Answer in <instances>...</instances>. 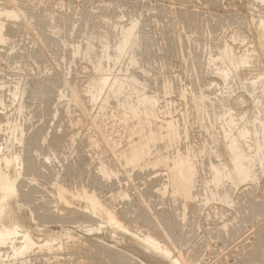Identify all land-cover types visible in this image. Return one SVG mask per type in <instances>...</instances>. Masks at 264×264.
Masks as SVG:
<instances>
[{"label":"rangeland","instance_id":"rangeland-1","mask_svg":"<svg viewBox=\"0 0 264 264\" xmlns=\"http://www.w3.org/2000/svg\"><path fill=\"white\" fill-rule=\"evenodd\" d=\"M0 4V264H264V0Z\"/></svg>","mask_w":264,"mask_h":264},{"label":"bare ground","instance_id":"bare-ground-1","mask_svg":"<svg viewBox=\"0 0 264 264\" xmlns=\"http://www.w3.org/2000/svg\"><path fill=\"white\" fill-rule=\"evenodd\" d=\"M0 5H1V4H0ZM14 6H15V5H14ZM7 10H8V9H7ZM8 11H10V10H8ZM14 11H15V10H14ZM14 11H11V12H13V14H14ZM1 12L3 13V11H1ZM1 12H0V13H1ZM4 12H5V11H4ZM2 13H1L0 15H3V14H4V13H3V14H2ZM7 13H8V12H7ZM13 14H11V15L13 16ZM16 14H17V13H16ZM8 15H10V14H8ZM11 15H10V16H11ZM85 15H86V14H85ZM6 16H7V15H6ZM6 16H5V17H6ZM20 16H21V15H20ZM1 17H2V16H0V18H1ZM3 17H4V16H3ZM15 17H16V15H15ZM15 17H14V18H15ZM7 18H8V17H7ZM10 18H12V17H10ZM41 18H42V17H41ZM50 18H51V17H50ZM61 19H62V18H61ZM0 20H1V19H0ZM47 20H48V19H47ZM49 21H50V20H49ZM56 21H57V20H56ZM81 21H82V20H81ZM1 23H2V22H1ZM48 24H49V23H48ZM60 24H62V23H60ZM65 24H66V23H65ZM80 25H81V24H80ZM2 26H3V25H2ZM2 26L0 25V32H1V33H2V31H3V30H2ZM49 28H50V27H49ZM131 28H132V27H131ZM34 29H35V28H34ZM133 29H134V28H133ZM133 29H130V31L133 30ZM1 30H2V31H1ZM6 30H7V29H6ZM48 30H50V29H48ZM121 30H124V29H121ZM124 31H125V30H124ZM128 31H129V30H128ZM30 32H31V31H30ZM119 32H121V31H119ZM131 32H132V31H131ZM44 33H45V32H44ZM44 33H43V34H44ZM123 33H124V32H123ZM129 33H130V32H129ZM129 33H127V36H126V35H125V36L128 37ZM175 33H176V32H175ZM30 34H31V33H30ZM45 34H47V33H45ZM45 34H44V35H45ZM115 34H116V33H115ZM131 34H132V33H131ZM131 34H130V35H131ZM140 34H141V33H140ZM144 34H145V33H144ZM0 35H1V34H0ZM54 35H55V34H54ZM17 36H18V35H17ZM48 36H49V35H48ZM113 36H114V35H113ZM123 36H124V35H123ZM125 36H124V37H125ZM33 37H34V36H33ZM115 37H116V35H115ZM126 37H125V38H126ZM129 37H131V36H129ZM1 38H2V37H1ZM48 38H49V37H48ZM121 38H122V37H121ZM125 38H122V40L125 39ZM42 39H43V38H42ZM2 40H3V39H2ZM106 40H107V39H106ZM128 40H130V38H129ZM128 40H127V38L125 39L124 42H121V41L119 40L121 43H123V44L125 45V47L122 46V47H124V49L126 48V45H127V43H128ZM138 40H139V39H138ZM88 41H89V40H88ZM111 41H112V40H111ZM28 42H29V41H28ZM33 42H34V41H33ZM86 42H87V41H86ZM107 42H108V40H107ZM117 43H118V42H117ZM48 44H49V43H48ZM90 44H91V43H90ZM106 44H107V43H106ZM123 44H122V45H123ZM149 44H150V43H149ZM139 45H140V44H139ZM14 46H15V45H14ZM90 46H91V45H90ZM118 46H119V47L121 46L120 43H119ZM1 47H2V46H1ZM58 48H59V47H58ZM88 48H89V46H88ZM115 48H116V47H115ZM115 48H114V50H115ZM130 48H131V47H130ZM139 48H140V47H139ZM6 50H7V49H6ZM120 50H121V49H120ZM135 50H136V49H135ZM104 51H105V50H104ZM116 51H117V50H116ZM133 51H134V50H133ZM146 51H147V50H146ZM204 51H205V50H204ZM47 52H48V51H47ZM118 52H120V51H118ZM212 52H213V51H212ZM117 54H118V53H117ZM6 55H7V54H6ZM136 55H137V54H136ZM7 56H8V55H7ZM46 59H47V58H46ZM59 59H60V58H59ZM117 59H118V58H117ZM5 60H6V59H5ZM136 60H137V59H136ZM61 63H62V62H61ZM118 66H119V65H118ZM99 67H100V66H99ZM101 68H102V67H101ZM38 69H39V68H38ZM43 69H44V68H43ZM11 75H12V74H11ZM55 75H56V74H55ZM55 77H56V76H55ZM97 78H98V77H97ZM99 80H102V79H99ZM229 80H230V79H229ZM28 81H30V80H28ZM102 81H103V80H102ZM100 83H101V82H100ZM34 84H35V83H34ZM102 84H103V83H102ZM58 85H59V84H58ZM34 86H35V85H34ZM11 87H12V86H11ZM39 87H40V86H39ZM42 88H43V86H42ZM44 88H45V87H44ZM50 88H51V87H50ZM66 88H67V87H66ZM40 89H41V88H40ZM165 89H166V88H165ZM4 90H5V89H4ZM33 90H35V89H33ZM37 90H38V89H37ZM37 90H36V91H37ZM249 91H250V90H249ZM52 92H53V89H52ZM31 93H32V92H31ZM31 93H30V94H31ZM48 93H49V92H48ZM38 94H41V93L38 92ZM43 94H44V93H43ZM31 95H32V94H31ZM49 95H50V94H49ZM35 96H36V95H35ZM42 96H43V95H42ZM38 97H39V96H38ZM47 97H48V96H47ZM54 99H55V98H54ZM49 100H51V99H49ZM140 100H141V98H140ZM142 100H143V99H142ZM44 101H45V100H44ZM47 101H48V100H47ZM143 102H144V101H143ZM143 102H142V103H143ZM148 103H149V102H148ZM15 104H16V103H15ZM46 104H47V103H46ZM145 104H146V103H145ZM47 105H48V104H47ZM49 105H50V104H49ZM142 105H144V104H142ZM142 105H141V106H142ZM139 107H140V106H139ZM143 107H144V106H143ZM144 108H145V107H144ZM46 109H47V108H46ZM138 109H139V108H138ZM145 110H146V109H145ZM53 111H54V110H53ZM80 111H81V110H80ZM137 112H138V111H137ZM137 112H136V113H137ZM136 113H135L134 115H136ZM46 114H47V113H46ZM82 115H83V114H82ZM138 115H139V114H137L136 116H138ZM140 115H141V113H140ZM140 115H139V116H140ZM142 116H143V115H142ZM127 117H128V116H127ZM127 117H126V118H127ZM130 117H131V116H130ZM134 117H135V116H134ZM123 118H124V117H123ZM129 119H130V118H129ZM142 119H143V117H142ZM142 119H140V120H142ZM88 120H89V119H88ZM137 120H138V118H137ZM137 120H136V121H137ZM260 120H261V119H260ZM4 121H5V120H4ZM142 121H143V120H142ZM128 122H129V120H128ZM143 123H144V121H143ZM143 123L141 124V125H142V128L144 127V126H143ZM120 124H121V123H120ZM139 124H140V121H139ZM39 125H40V124H39ZM134 125H135V123H134ZM134 125H133V126H134ZM136 125H137V124H136ZM121 126H122V125H121ZM133 126H132V127H133ZM139 126H140V125H139ZM128 128H129V127H128ZM135 128H137V127L135 126ZM139 128H140V127H139ZM259 128H260V127H259ZM115 129H118V128H115ZM115 129H114V130H115ZM133 129H134V127H133ZM140 129H141V128H140ZM144 129H146V128H144ZM135 130H138V128H137V129H134V131H132V132H136V133H137V131H135ZM259 130H260V129H259ZM125 131H126V130H125ZM140 131H141V130H140ZM143 131H144V130H143ZM143 131H142V136H143ZM169 132H170V131H169ZM169 132H168V134H170ZM171 132H172V131H171ZM241 132H242V131H241ZM241 132H240V133H241ZM115 133H116V132H115ZM117 133H118V132H117ZM121 133H122V132H121ZM139 133H140V132H139ZM139 133H138V134H139ZM144 133H145V132H144ZM146 133H147V132H146ZM146 133H145V134H146ZM154 133H155V134H154ZM154 133H153L154 135H157L156 132H154ZM157 133H158V132H157ZM151 134H152V133H151ZM168 134H167V135H168ZM173 134H174V133H173ZM11 135H12V134H11ZM32 135H33V134H32ZM32 135H31V136H32ZM120 135H121V134H120ZM125 135H126V134H125ZM140 135H141V134H140ZM148 135L150 136L149 133H148ZM167 135L165 136V138L167 137V138L169 139L170 136L168 137ZM174 135H175V134H174ZM241 135H243V134H241ZM152 136H153V135H152ZM255 136H256V135H255ZM29 137H30V136H29ZM36 137H37V136H36ZM138 137H139V136H138ZM145 137H147V136H145ZM150 137H151V136H150ZM158 137H159V136H158ZM171 137H172V136H171ZM27 138H28V137H27ZM30 138H32V137H30ZM118 138H119V141H121L122 138H121V137H118ZM120 138H121V139H120ZM136 138H137V137H136ZM174 138H175V136L172 138L173 141L175 140ZM32 139H34V138H32ZM102 139H103V138H102ZM142 139H145V138H142ZM142 139H141V140L139 139L140 142L142 141ZM146 139H151V138L147 137ZM152 139H153V138H152ZM152 139H151V140H152ZM155 139H156V136H155ZM155 139H153V141H154ZM161 139H162V138H161ZM168 139H167V140H168ZM260 139H261V138H260ZM15 140H16V139H15ZM30 140H31V139H30ZM30 140H29V142H30ZM34 140L36 141V139H34ZM34 140H33V141H34ZM114 140H115V139H114ZM135 140H136V139H135ZM156 140H158V139H156ZM170 140H171V139H170ZM33 141H31V144H30V145H32V146H33V144H32ZM35 141H34V142H35ZM129 141H130V140H129ZM137 141H138V140H137ZM144 141H145V140H144ZM160 141H161V140H160ZM162 141H163V140H162ZM168 141H169V140H168ZM173 141H171V142H173ZM77 142H78V141H77ZM90 142H91V141H90ZM115 142H117V141L115 140ZM148 142H150V141L148 140ZM148 142H147V140L145 141V143H147V144H145V143L143 142L145 145H147V150H149L150 148L148 149V147L151 146V145L148 146ZM154 142H155V141H154ZM164 142H165V141H164ZM174 142H175V141H174ZM174 142H173V143H174ZM35 143H36V142H35ZM121 143H122V142H121ZM130 143H131V142H130ZM137 143H138V142H137ZM162 143H163V142H162ZM169 143H170V142H169ZM169 143H168V144H169ZM94 144H95V142H94ZM104 144H105V143H104ZM132 144H135V143H132ZM140 144H142V142H141ZM140 144H138V145H140ZM144 144H143V145H144ZM181 144H182V143H181ZM235 144H236V143H235ZM135 145H136V144H135ZM145 145H144V146H145ZM35 146H36V145H35ZM109 146H110V145H109ZM132 146H134V145H132ZM141 146H142V145H141ZM144 146H143V147H144ZM152 146H153V145H152ZM165 146H166V145H165ZM168 146H169V145H168ZM37 147H38V146H37ZM127 147H128V146H127ZM160 147H161V146H160ZM162 147H163V146H162ZM122 148H123V147H122ZM134 148H135V147H134ZM134 148H133V150L135 151ZM151 148H152V147H151ZM103 149H104V148H103ZM126 149H127V148H126ZM137 149H138V148H137ZM139 150H140V148H139L137 151H139ZM142 150L145 151L144 148H143ZM142 150H140V151H142ZM150 150H151V149H150ZM238 150H240V149H238ZM104 151H105V150H104ZM140 151H139L138 153H140ZM231 151H232V150H231ZM241 151H242V150H240V152H241ZM146 152H150V151H146ZM5 153H6V152H5ZM135 153H136V151H135ZM150 153H151V152H150ZM262 153H263V152H262ZM1 154H3V153H1ZM145 154H146V153H145ZM145 154H143V155L141 154V155L144 156ZM238 154H239V151H238ZM5 155H6V154H5ZM29 155H30V154H29ZM133 155H134V154H133ZM133 155H132V156L130 155V157L127 156V157H129L128 160H130V158L133 157ZM136 155L138 156V154H136ZM146 155H147V154H146ZM240 155H243V154L240 153ZM2 156H3V155H2ZM27 156H28V155H27ZM27 156H26V158H27ZM31 156H32V155H31ZM31 156H30V157H31ZM36 156H37V155H36ZM142 156H140V157L143 158ZM251 156H252V155H251ZM0 157H1V156H0ZM5 157H6V156H5ZM5 157H4V158H5ZM127 157H126V159H127ZM233 157H234V155H233ZM239 157H240V156H239ZM239 157H238V158H239ZM243 157H244V156H243ZM8 158H9V157H8ZM48 158H49V157H48ZM133 158H134V157H133ZM138 158H139V156H138ZM141 158H140V159H141ZM244 158H245V157H244ZM0 159H1V158H0ZM6 159H7V157H6ZM54 159H56V158H54ZM136 159H137V157H136ZM239 159H240V158H239ZM239 159H238V160H239ZM242 159H243V158H242ZM1 160H2V159H1ZM7 160H9V159H7ZM29 160H30V159H29ZM47 160H48V159H47ZM132 160L135 161V163L138 161V160L136 161V160H134V159L131 158V162H132ZM179 160H181V159H179ZM236 160H237V159L234 158L233 161H236ZM3 161H5V159H4ZM49 161H50V160H49ZM52 161H53V160H52ZM139 161H140V160H139ZM242 161H244V160H242ZM5 162H7V161H5ZM43 162H44V160H43ZM178 162H179V161H178ZM238 162H239V161H238ZM238 162H234V163H238ZM33 163H34V162H33ZM132 163H133V162H132ZM45 164H46V163H45ZM123 164H124V163H123ZM186 164H187V163H186ZM186 164H185V165H186ZM188 164H189V163H188ZM246 164H247V163H246ZM33 165H34V164H33ZM26 166H27V165H26ZM29 166H30V165H29ZM46 166H47V165H46ZM182 166H183V165H182ZM35 167H36V166H35ZM71 167H72V166H71ZM93 167H94V166H93ZM178 167H179V166H178ZM178 167L176 168L178 171L181 170V169L183 168V167H182L181 169H179ZM180 167H181V166H180ZM241 167H243V166H241ZM241 167L239 166L240 169H241ZM33 168H34V167L32 166V170H33ZM47 168H48V167H47ZM119 168H120V167H119ZM187 168H188V166H187ZM234 168H235V167H234ZM26 169H27V168H26ZM184 169H186V167L183 168V171H184ZM215 169H216V168H215ZM35 170H39V169H35ZM48 170H49V169H48ZM177 170H176V171H177ZM192 170H193V169H192ZM234 170H235V169H234ZM241 170H242V169H241ZM244 170H245V169H244ZM247 170H248V169H246V171H247ZM1 171H2V170H1ZM25 171H27V170H25ZM29 171H30V170H29ZM49 171H50V170H49ZM49 171H48V172H49ZM71 171H72V170H71ZM181 171H182V170H181ZM188 171H189V170H188ZM188 171H187V173H188ZM215 171H216V170H215ZM219 171H220V170H219ZM236 171L238 172V170H236ZM239 171H240V170H239ZM242 171H243V170H242ZM246 171H245V172H246ZM37 172H38V171H37ZM37 172H36V173H37ZM112 172H113V171H112ZM184 172H185V171H184ZM184 172H183V173H184ZM190 172H191V171H190ZM240 172H241V171H240ZM245 172L243 171V174H244ZM1 173H2V172H1ZM224 173H225V172H224ZM224 173H223V174H224ZM246 173H247V172H246ZM26 174H27V173H26ZM37 174H38V173H37ZM47 174H48V173H47ZM68 174H69V173H68ZM112 174H113V173H112ZM215 174H216V172H215ZM217 174H218V172H217ZM219 174H220V173H219ZM236 174H237V173H236ZM106 175H108V173H107ZM221 175H222V174H221ZM221 175H220V176H221ZM245 175H246V174H244V176H245ZM0 176H1V175H0ZM3 176H4V175H3ZM3 176H2V177H3ZM41 176H42V173H41ZM188 176H189V175H188ZM216 176H217V175H216ZM218 176H219V175H218ZM237 176H238V175H237ZM8 177H9V176H8ZM36 177H37V176H36ZM42 177H43V176H42ZM240 177H241V176H240ZM242 177H243V175H242ZM45 178H46V177H45ZM45 178H44V179H45ZM1 179H2V178H0V184H1V181H2V182L4 181V184H3V183H2V184L4 185L5 190H6V191H12V189H13L14 186L12 187L11 185H14L15 183H13V182L11 181L12 184L9 183V184H10V185H9V184L6 182L5 177H4L3 180H1ZM11 179H12V178H11ZM42 179H43V178H42ZM114 179H115V178H114ZM97 180H98V179H97ZM13 181H14V179H13ZM27 181H28V180H27ZM23 182H24V181H23ZM87 182H88V181H87ZM26 183H27V182H26ZM16 184H17V183H16ZM21 184H22V183H21ZM29 184H30V183H29ZM31 184H32V183H31ZM95 184H96V183H95ZM176 184H177V183H176ZM24 185H25V184H24ZM55 185H56V184H55ZM1 186H2V185H1ZM15 186H16V185H15ZM17 186H18V185H17ZM84 186H85V185H84ZM18 187H19V186H18ZM20 187H21V186H20ZM1 188H3V187H1ZM28 188H31V187H28ZM14 189H16V188H14ZM17 189H18V188H17ZM96 189H97V188H96ZM67 190H68V189H67ZM3 191H4V190H3ZM6 191H5V192H6ZM26 191H27V190H26ZM62 191H63V190H62ZM17 192H18V191H17ZM21 192H22V191H21ZM34 192H35V190H34ZM2 193H3V192H2ZM15 193H16V191H15ZM31 193H32V192H31ZM113 193H114V192H113ZM4 194H5V193H4ZM16 194H17V193H16ZM18 194H19V193H18ZM59 194H60V193H59ZM63 194H64V193H63ZM28 195H29V194H28ZM60 195H62V193H61ZM80 195H81V194H80ZM84 195H85V194H84ZM86 195H87V194H86ZM86 195H85V197H86ZM0 196H1V194H0ZM2 196H4V195H2ZM7 196H8V195H7ZM15 196H16V195H15ZM18 196H19V195H18ZM83 197H84V196H83ZM89 197H91V196H89ZM129 197H130V196H129ZM0 198H1V197H0ZM5 198H7V197H5ZM5 198H4V200H2V202L5 201ZM9 198H10V197H9ZM9 198H8V199H9ZM48 198H49V197H48ZM93 198H94V197H93ZM1 199H2V198H1ZM23 199H24V198H23ZM58 199H59V198H58ZM87 199H90V201H91V205H92V207H93L94 209H101L100 211L103 210L102 212H104V209H105V208L103 209V207L99 204V202H98V204H99V205H98V204L94 203L95 200H94V201L91 200L92 198H88V197H87ZM20 200H21V199H20ZM42 200H43V199H42ZM63 200H64V199H63ZM33 201H34V199H33ZM48 201H49V199H48ZM27 202H28V201H27ZM35 202H36V201H35ZM40 202H42V201H40ZM43 202H44V201H43ZM48 203H49V202H48ZM62 203H63V202H62ZM29 204H30V203H29ZM50 204H51V203H50ZM0 205H1V204H0ZM32 205H33V204H32ZM41 205H42V204H41ZM59 205L61 206V204H59ZM30 206H31V205H30ZM33 206H34V205H33ZM38 206H39V205H38ZM43 206H44V205H43ZM48 206H49V205H48ZM48 206H47V207H48ZM41 207H42V206H41ZM45 207H46V206H45ZM50 207H51V206H50ZM61 207H62V206H61ZM65 207H66V206H65ZM101 207H102V208H101ZM39 208H40V207H39ZM42 208H43V207H42ZM40 209H41V208H40ZM43 209H44V208H43ZM43 209H42V210H43ZM58 209H59V208H58ZM63 209H64V208H63ZM34 210H35V209H34ZM36 210H37V209H36ZM44 210H47V209H44ZM69 210H70V209H69ZM74 210H75V209H74ZM54 211H55V210H54ZM72 211H73V210H72ZM107 211H108V210H107ZM50 212H51V211H50ZM67 212H68V210H67ZM117 212H118V211H117ZM35 213H37V212H35ZM53 213H54V212H53ZM75 213H76V212H75ZM82 213H83V212H82ZM106 213H107V212H106ZM39 214H40V213H39ZM67 214H68V213H67ZM110 214H111V212H110ZM43 215H44V213H43ZM62 215H63V214H62ZM62 215H60V216H62ZM71 215H73V213H72ZM78 215H79V214H78ZM85 215H86V214H85ZM88 215H89V214H88ZM108 215H109V214H108ZM50 216H51V215H50ZM50 216L48 215L47 217L49 218ZM52 216H53V215H52ZM52 216H51V217H52ZM75 216H76V215H75ZM110 216H111V215H110ZM47 217L45 216V219H46ZM51 217H50V218H51ZM54 217H55V216H54ZM71 217H73V216H71ZM78 217H79V216H78ZM81 217H82V215H81ZM81 217H80V219H81ZM89 217H90V216H89ZM92 217H93V216H92ZM112 217H113V215H112ZM56 218H57V217H56ZM86 218H88V217H86ZM109 218H110V217H109ZM115 218H116V216H115ZM57 219H58V218H57ZM63 219H64V218H63ZM72 219H73V218H72ZM76 219L78 220V218H76ZM83 219H85V218H83ZM83 219H82V220H83ZM157 219H158V218H157ZM39 220H40V219H39ZM52 220H55V219H52ZM59 220H60V219H59ZM86 220H87V219H86ZM89 220H90V219H89ZM40 221H41V220H40ZM42 221H43V220H42ZM42 221H41V222H42ZM72 221H73V220H72ZM83 221H84V220H83ZM90 221H91V220H90ZM159 221H160V220H159ZM41 222H40V223H41ZM48 222H49V221H48ZM50 222H52V221H50ZM56 222H57V221H56ZM64 222H66V221H64ZM110 222H111V223H114V224L117 225V226H119V224H117L118 220H117V222H115L114 217H113V219H110ZM153 222H154V221H153ZM44 223H45V222H44ZM46 223H47V221H46ZM52 223H53V222H52ZM70 223H72V222H70ZM102 223H103V222H102ZM118 223H120V222H118ZM120 225H121V224H120ZM121 227H122V226H121ZM17 229L20 230L19 227H18ZM15 231H16V229H15ZM20 231H22V230H20ZM146 232H147V231H146ZM14 233H15V232H14ZM14 233H13V230H12L11 224L5 225L4 228L0 229V240L2 241V240H4L5 238H7V237H9V236H13L12 234H14ZM16 233H18V232H16ZM150 233H151V232H150ZM18 234H19V233H18ZM22 234H24V233H22ZM25 235L28 236L27 233L24 234V237H25ZM66 235H68V234L66 233ZM69 235H70V233H69ZM75 235H76V234H75ZM14 236H16V234H15ZM14 236H13V237H14ZM137 237H138V236H137ZM140 237H141V236H140ZM140 237H138V239L141 241V243H142L143 246L145 247L146 252H148V251H153V252L156 253V254L160 253V254H164V255L170 257V251L165 250V249L161 246V244L155 240V238H154V239H153V238H150V237L147 238V237H144V236H143L144 238H142V237L140 238ZM151 237H152V236H151ZM10 238H11V237H10ZM16 238H17V237H16ZM25 238H27V239H25ZM25 238H24L25 240L30 239V238H28V237H25ZM8 239H9V238H8ZM11 239H12V238H11ZM22 239H23V238H22ZM22 239H21V240H22ZM6 240H7V239H6ZM6 240H5V242H6ZM25 240H23V241H25ZM1 241H0V244H1V246H2L3 244L1 243ZM9 241H10V240H9ZM11 241H12V240H11ZM11 241H10V242H11ZM13 241H14V240H13ZM28 241H29V240H28ZM2 242H4V241H2ZM5 242H4V244L6 245L8 241H7L6 243H5ZM30 242H31V241H29V243H30ZM12 243H13V242H12ZM27 243H28V242H27ZM27 243H26V244H27ZM29 243H28L27 245H26L25 243H23V245L25 244L26 247H27V246L29 245ZM31 244H32V243H31ZM45 244H46V243H45ZM45 244H44V245H45ZM10 245H11V244H10ZM46 245H47V244H46ZM46 245H45V246H46ZM3 246H4V245H3ZM29 246H30V245H29ZM31 246H32V245H31ZM31 246H30L29 248L27 247V248H28L27 250H26L25 248H24L23 250H24V251L26 250V252H27V251L31 248ZM47 246H48V245H47ZM9 247H10V246H9ZM13 248H14V246H13ZM16 248L19 249L18 247H16ZM9 250H10V249H9ZM20 250H21V249H20ZM6 251H7V250H6ZM10 251H11V250H10ZM29 251H30V250H29ZM7 252H8V251H7ZM7 252H6V253H7ZM15 252H16V251H15ZM102 252H103V251H102ZM6 253H5V254H6ZM18 253H19V250H18ZM20 253L22 254L23 252L21 251ZM24 253H25V252H24ZM24 253H23V254H24ZM10 254H11V253H10ZM1 255H2V254H1ZM19 255H20V254H19ZM59 255H60V254H59ZM15 256H18V254L16 255V253H15ZM1 257H2V256H1ZM19 258H20V257H19ZM171 258H172V257H171ZM179 260H180V259H179ZM179 260H177V258H174V263H175V264H180V261H179ZM10 261H11V260H10ZM46 261H47V260H46ZM9 263H10V262H9ZM54 263H55V262H54ZM143 264H147V263L143 262Z\"/></svg>","mask_w":264,"mask_h":264}]
</instances>
